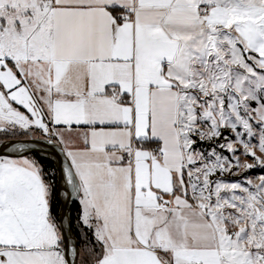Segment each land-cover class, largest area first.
I'll return each mask as SVG.
<instances>
[{
	"label": "snow or ice",
	"instance_id": "1",
	"mask_svg": "<svg viewBox=\"0 0 264 264\" xmlns=\"http://www.w3.org/2000/svg\"><path fill=\"white\" fill-rule=\"evenodd\" d=\"M0 264H264V0H0Z\"/></svg>",
	"mask_w": 264,
	"mask_h": 264
}]
</instances>
